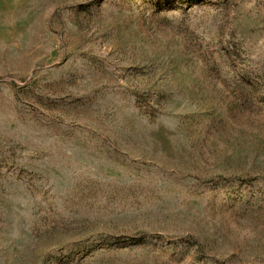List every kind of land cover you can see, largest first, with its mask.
Wrapping results in <instances>:
<instances>
[{"label": "rangeland", "instance_id": "374dc122", "mask_svg": "<svg viewBox=\"0 0 264 264\" xmlns=\"http://www.w3.org/2000/svg\"><path fill=\"white\" fill-rule=\"evenodd\" d=\"M0 264H264V0H0Z\"/></svg>", "mask_w": 264, "mask_h": 264}]
</instances>
